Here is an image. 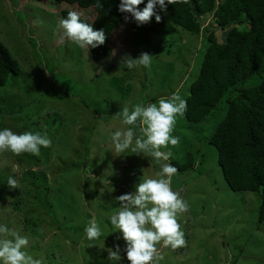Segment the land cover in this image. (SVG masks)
<instances>
[{
	"label": "rangeland",
	"instance_id": "374dc122",
	"mask_svg": "<svg viewBox=\"0 0 264 264\" xmlns=\"http://www.w3.org/2000/svg\"><path fill=\"white\" fill-rule=\"evenodd\" d=\"M88 9L0 0L19 69L0 88V264H264L259 195L230 190L208 142L223 103L182 114L205 32L148 38L124 16L97 61L61 14Z\"/></svg>",
	"mask_w": 264,
	"mask_h": 264
},
{
	"label": "trees",
	"instance_id": "16d2710c",
	"mask_svg": "<svg viewBox=\"0 0 264 264\" xmlns=\"http://www.w3.org/2000/svg\"><path fill=\"white\" fill-rule=\"evenodd\" d=\"M92 10L88 21L62 10L77 29L90 56L100 60L111 53V39L124 16L137 23L146 37L169 34L176 26L205 32L208 46L198 75L190 83L182 114L188 122H201L218 104L223 116L208 142L217 151V164L234 192L259 195L258 222L264 220V0H55ZM224 28L219 42L212 24ZM211 29V31H209ZM19 72L16 60L0 42V88ZM259 79L241 85L252 77ZM219 104V105H220ZM184 163L172 161L177 171L193 168L192 154Z\"/></svg>",
	"mask_w": 264,
	"mask_h": 264
},
{
	"label": "crops",
	"instance_id": "0c3cea01",
	"mask_svg": "<svg viewBox=\"0 0 264 264\" xmlns=\"http://www.w3.org/2000/svg\"><path fill=\"white\" fill-rule=\"evenodd\" d=\"M142 119H143V118H142ZM142 119H141V120H142ZM140 122H141V121H140Z\"/></svg>",
	"mask_w": 264,
	"mask_h": 264
}]
</instances>
